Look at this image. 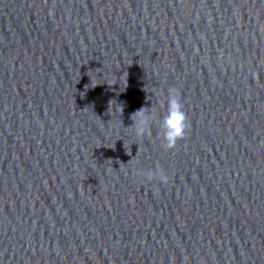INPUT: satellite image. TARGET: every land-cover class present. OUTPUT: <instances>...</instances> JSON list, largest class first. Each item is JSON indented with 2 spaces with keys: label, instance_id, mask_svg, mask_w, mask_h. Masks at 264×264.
<instances>
[{
  "label": "clouds",
  "instance_id": "clouds-1",
  "mask_svg": "<svg viewBox=\"0 0 264 264\" xmlns=\"http://www.w3.org/2000/svg\"><path fill=\"white\" fill-rule=\"evenodd\" d=\"M88 89V85H85V92ZM110 102V101H109ZM167 115L163 118L164 127V140L166 142L167 149H174L178 142L183 140L186 132L189 128V121L186 112L183 110V103L179 94V90L171 87L170 97L167 101ZM121 114L123 112V106L117 109ZM144 108H140L134 111L130 115V119L137 123L138 132L143 133L145 131V117L143 115ZM149 181L155 180L162 184H167L169 177L165 171L158 166L154 173H149L147 176Z\"/></svg>",
  "mask_w": 264,
  "mask_h": 264
}]
</instances>
